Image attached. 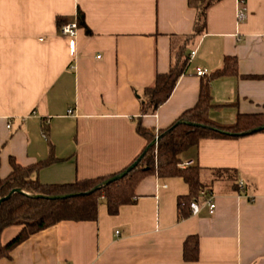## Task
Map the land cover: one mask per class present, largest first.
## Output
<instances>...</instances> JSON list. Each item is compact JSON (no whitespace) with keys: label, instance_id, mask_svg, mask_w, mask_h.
Listing matches in <instances>:
<instances>
[{"label":"crops","instance_id":"obj_1","mask_svg":"<svg viewBox=\"0 0 264 264\" xmlns=\"http://www.w3.org/2000/svg\"><path fill=\"white\" fill-rule=\"evenodd\" d=\"M194 14L186 0H0V178L11 158L29 166L51 157L33 174L43 184L122 170L145 145L137 122L168 127L198 100L196 68L209 75L225 56L236 57L238 75L210 81L209 117L229 124L239 113L264 112V79L247 77L264 75V0H221L208 9L204 33L186 42ZM73 21L77 35H60ZM183 46L185 72L156 112L141 116L139 95ZM180 158L236 170L234 182L212 183V215L203 208L178 220L187 183L151 175L137 185L135 203L114 215L100 204L94 221H59L0 264H264V133L204 138ZM20 229L4 228L1 244ZM188 235L199 242L192 262L182 257Z\"/></svg>","mask_w":264,"mask_h":264},{"label":"trees","instance_id":"obj_2","mask_svg":"<svg viewBox=\"0 0 264 264\" xmlns=\"http://www.w3.org/2000/svg\"><path fill=\"white\" fill-rule=\"evenodd\" d=\"M221 0H186L194 10L192 31L185 41L202 35L206 29L208 9ZM80 12V11H79ZM79 23L83 15L80 12ZM176 54V59L165 73H156L153 83L145 87L139 95L140 114H154L158 107L171 95L177 80L185 72L188 58L184 46ZM225 75H238L235 56H225L222 67L201 77L199 96L196 104L183 111L168 127L155 130L137 122L136 131L145 139V145L135 158L122 170L105 176L75 180L70 183L43 184L33 176L42 166L52 161H39L29 166H21L10 159L11 172L0 178V198L13 189V193L0 204V233L12 225L21 226L20 231L5 244H0V258L10 257V252L30 235L46 229L59 221H94L98 207L105 204L109 214L114 215L122 205L133 204L137 199L136 187L147 176L181 177L188 185V193L177 198V218L182 220L191 215L190 202L199 198L202 189L212 191L215 180L234 182L237 172L228 168H205L199 165L182 166L180 155L204 138H236L254 134L253 130L264 125V112L239 113L233 123L222 124L209 117L212 107L210 81ZM250 78L264 79V75H248ZM264 133V129L259 131ZM47 137V129L43 127ZM156 141L154 142V140ZM137 165L122 178L109 183L107 179L122 173L129 165ZM98 188L92 191L93 188ZM238 186V184H237ZM238 190V189H237ZM75 194L66 199H50L46 196ZM197 235H188L183 241L182 257L185 261H196L199 257Z\"/></svg>","mask_w":264,"mask_h":264},{"label":"built area","instance_id":"obj_3","mask_svg":"<svg viewBox=\"0 0 264 264\" xmlns=\"http://www.w3.org/2000/svg\"><path fill=\"white\" fill-rule=\"evenodd\" d=\"M242 13H239V18L242 17ZM78 31V24L77 22H66L62 23L59 26V33L62 36L74 38L77 35ZM195 51H191L189 54V59L194 55ZM196 74L198 76H203L207 74L205 69L196 68ZM67 113L72 114V109H69ZM182 166H187L186 163H182ZM239 186L242 187L243 183L240 181ZM190 213L191 215H197L203 208H205L208 214L212 215L215 212V201H214V194L211 190L202 189L199 193V198L193 199L190 202ZM68 264V263H63Z\"/></svg>","mask_w":264,"mask_h":264},{"label":"water","instance_id":"obj_4","mask_svg":"<svg viewBox=\"0 0 264 264\" xmlns=\"http://www.w3.org/2000/svg\"><path fill=\"white\" fill-rule=\"evenodd\" d=\"M263 129H264V125L261 126V127L255 128L253 130V132L257 133V132H259V131H261ZM156 139L157 138H155L154 142L156 141ZM136 165H137V161H135L131 165H129L122 173L117 174V175H115V176L107 179L104 183L106 184V183H109V182L114 181L116 179L122 178L128 171H130L131 169H133ZM97 188H98V186L95 187V188H93L92 191L96 190ZM15 192H22V191L20 189H13V190H11L8 195H6L5 197L0 198V204L4 200L8 199ZM74 195L75 194H66V195H58V196H46V198H50V199H66V198L72 197Z\"/></svg>","mask_w":264,"mask_h":264},{"label":"rangeland","instance_id":"obj_5","mask_svg":"<svg viewBox=\"0 0 264 264\" xmlns=\"http://www.w3.org/2000/svg\"><path fill=\"white\" fill-rule=\"evenodd\" d=\"M191 48H192V45L191 44L190 45H187L186 46V49H185V52L187 53ZM0 244H1V242H0Z\"/></svg>","mask_w":264,"mask_h":264}]
</instances>
